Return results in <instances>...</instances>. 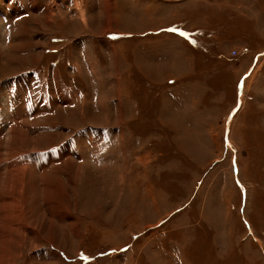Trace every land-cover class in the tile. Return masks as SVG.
<instances>
[{
	"label": "rangeland",
	"instance_id": "rangeland-1",
	"mask_svg": "<svg viewBox=\"0 0 264 264\" xmlns=\"http://www.w3.org/2000/svg\"><path fill=\"white\" fill-rule=\"evenodd\" d=\"M0 264H264V0H0Z\"/></svg>",
	"mask_w": 264,
	"mask_h": 264
},
{
	"label": "crops",
	"instance_id": "crops-1",
	"mask_svg": "<svg viewBox=\"0 0 264 264\" xmlns=\"http://www.w3.org/2000/svg\"><path fill=\"white\" fill-rule=\"evenodd\" d=\"M162 1H167V0H162ZM174 1V3H175V0H173ZM87 14H86V11H85V13H84V20H82L81 19V17H80V20H81V22L82 23H85V24H87V21H88V17L86 16ZM159 28V27H158ZM144 30H152V31H155V30H157V29H153V28H147V29H142V30H124V31H128V32H126V33H113L115 36H116V38H114L113 40H112V38H110V40H108V41H110V43H113V42H118V43H121V42H127L128 40H124V39H119L120 37H122V36H119L120 34H127V33H130V35L129 36H131V33L132 32H134V31H144ZM113 31V30H112ZM106 32H109V31H104L102 34H106ZM107 34H109V33H107ZM119 34V35H118ZM172 33L171 32H168V31H160L159 33H157L156 35H150V36H148V37H143V38H141V39H138L137 41H143V40H149V39H151V38H154L155 36H166V37H169V38H173V34L171 35ZM112 35V33H110V36ZM174 39V38H173ZM175 39H177V38H175ZM169 213V212H168ZM159 219V218H158ZM157 219V221L156 222H158V221H160V220H158ZM155 222V223H156ZM154 223V224H155ZM125 251V250H124ZM61 254H62V256H61ZM59 255L63 258V259H65V258H67L68 260L70 259L69 257H66L64 254H63V252H60L59 253ZM78 258H81V255L79 254L78 256H77Z\"/></svg>",
	"mask_w": 264,
	"mask_h": 264
},
{
	"label": "snow or ice",
	"instance_id": "snow-or-ice-1",
	"mask_svg": "<svg viewBox=\"0 0 264 264\" xmlns=\"http://www.w3.org/2000/svg\"><path fill=\"white\" fill-rule=\"evenodd\" d=\"M169 31H176V29H169ZM180 35L185 36L187 38V33L181 32Z\"/></svg>",
	"mask_w": 264,
	"mask_h": 264
},
{
	"label": "bare ground",
	"instance_id": "bare-ground-1",
	"mask_svg": "<svg viewBox=\"0 0 264 264\" xmlns=\"http://www.w3.org/2000/svg\"><path fill=\"white\" fill-rule=\"evenodd\" d=\"M106 1V0H105ZM108 8V7H107Z\"/></svg>",
	"mask_w": 264,
	"mask_h": 264
}]
</instances>
